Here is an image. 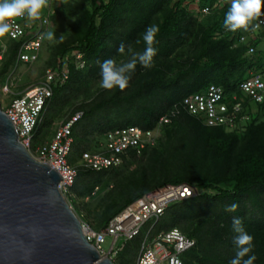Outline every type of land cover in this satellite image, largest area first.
Returning a JSON list of instances; mask_svg holds the SVG:
<instances>
[{
    "label": "rangeland",
    "instance_id": "374dc122",
    "mask_svg": "<svg viewBox=\"0 0 264 264\" xmlns=\"http://www.w3.org/2000/svg\"><path fill=\"white\" fill-rule=\"evenodd\" d=\"M168 1L170 8L180 3L181 8L185 6L191 12L196 22L194 24L198 28L197 32L206 29L211 19L201 13L198 1ZM219 2L217 9L224 4ZM106 3L107 0H53L41 12L44 14L46 10H49L48 27L45 30L38 60L33 64L21 63L17 55H10L8 51L11 42L4 37L0 38V49L4 51L0 58V104L3 110L7 108L13 97L45 80L46 72L54 70L59 64L62 51L77 46V42L83 37L86 30L84 23L86 12H93ZM116 6L118 15L114 20L106 17L107 11H101L103 15L97 20L98 23L112 21L106 25L109 33L104 38L110 45L109 49L105 52H94L89 60H86L84 71L77 74L49 106L45 114L44 125L39 132L37 143H48L67 120L77 112H84L85 119L76 129L77 147L72 159L75 166L80 164L75 154L86 148L94 149L107 130L131 121L144 124L143 118L154 117L156 113L162 111L165 106L164 96L171 92L170 88L149 87L143 91L139 89L145 82L147 84L152 81L167 83L176 78L179 69L184 67L186 59L184 53L188 52V46L184 48V44L177 43L167 52L166 56L156 54L151 67L144 68L138 63L135 72L131 74L128 87L123 91L118 88L104 89L100 84L98 62L113 59L117 65H120L130 59L128 46H131L133 52H143L145 48L140 30V25L143 26L144 23L137 21V11L128 8L122 1ZM149 11L151 9L145 13ZM119 15L121 17H118ZM130 30L132 33L129 34ZM49 31L54 33L52 40L46 37ZM173 40L177 41L178 38L173 37ZM121 43L126 46L125 54L117 52ZM259 48L264 49V42ZM150 110L153 114L149 116L148 111ZM253 125L255 127L250 135L231 143L230 154L218 160L215 150L206 147L207 133L204 127L183 122L179 129L174 130L171 137H167L166 134L161 135L162 140L158 149L149 150L141 156L131 155L124 158L121 166L106 172L83 174L78 180L76 189L72 190L68 204L81 222L94 229H99L102 228L103 222L126 200L136 196L144 188L155 187L165 179L200 177L205 182L224 180V187L231 189L232 183L229 178L235 174L237 159L248 154H257L258 149L264 146V108L255 109ZM198 194L200 196L195 202L185 207L181 206L182 210L176 223L171 220L161 221L157 229L171 227L174 224L184 231L188 228L193 230L199 226L210 232L215 231L219 226L224 229L222 223L224 218L220 216L224 199H219L218 192L214 190L201 189L197 192ZM176 205H170L173 212L178 210ZM224 232L225 239L232 234L231 230ZM111 242L112 238L108 237L103 245L104 251H109ZM121 245L119 241L117 248ZM138 246L137 241L127 244L126 255H123L127 264L136 263L137 255L133 257L132 253L135 250L137 252ZM209 246L211 247L209 250L214 254L213 243ZM198 248L200 253L204 254L203 246L198 245ZM114 260L116 264H122L117 257L113 259V262ZM199 264L213 263L208 260L207 263L200 262Z\"/></svg>",
    "mask_w": 264,
    "mask_h": 264
},
{
    "label": "trees",
    "instance_id": "16d2710c",
    "mask_svg": "<svg viewBox=\"0 0 264 264\" xmlns=\"http://www.w3.org/2000/svg\"><path fill=\"white\" fill-rule=\"evenodd\" d=\"M120 1L124 2L128 8H133L135 12L137 11V21L144 23L143 26L139 24L142 34L144 33L146 27L151 24L159 26L160 31L156 36V43L154 44L158 55L166 56L167 52L177 43L180 45L184 44V48L185 46H188L189 54L188 52L187 54L184 53V56L186 57L184 60V67L179 69V74L176 78H173L167 83L152 81L147 84L145 82L139 89V91H143L149 87H167L171 89V92H168L164 96L165 106H163L164 108L161 112L156 113V116L154 117L146 116L143 118L142 122H144V124L147 123V125L131 121L124 125L113 127L104 133L102 140L108 132L124 127L137 126L144 129L154 128L159 119L169 114L170 111L175 106L179 105L185 97L191 94L204 93L211 85L222 87L227 96L236 94L238 93L239 85L243 81L249 79L254 74L264 72V49L259 48L264 42V29L260 35H258L254 40H251L250 43L253 47H255L256 51L254 54L250 55L248 53V45L240 42V38L248 35L250 30H238L236 32H231L226 30L223 26L224 15L230 8L231 0H193L198 1L201 13L211 19L206 29L202 32H197L198 28L196 27V24H194L196 22L193 20L191 12L185 6L184 8H181L180 3H176L173 8H170L168 0H107L106 4L95 9L93 12H86L84 20L86 30L83 37L77 42V46H73L62 51L59 62L68 58L66 63L69 64L70 80L65 85L54 88V95L49 102V106L55 100L57 95L67 88L75 76L84 71L83 69H77L75 66L74 54H82L86 66V60H89V57L92 56L94 52L100 53L109 49L110 45L106 42V40H104V38L107 37L109 33L106 25L112 21H102L101 23H98L97 20L103 15L101 14V11H107L108 14H105L106 17L109 20H114L118 15L116 13V5ZM219 1L224 4L220 9H217L216 7L220 3ZM150 9L151 11L145 13ZM204 9H208L209 12L204 13ZM118 17H121V15ZM261 18H264V14L252 23L255 24ZM128 33L130 34L132 31L130 30ZM173 37L178 38V40H173ZM17 48L18 44L11 42L8 53L10 55H17ZM57 67L58 65H56L54 69ZM245 108L246 111L244 114L249 115V121L246 123L241 132H229L222 127H207L201 121H198L194 117L185 113H182L178 117L174 118L170 124L163 125L161 127V132L164 136L166 134L167 137H171L174 130L177 128L179 129L183 122L202 126L206 131L205 133H207L206 147L215 150L216 158L218 160L222 158L224 159L231 152V143H235V141L241 137L245 138L246 135L249 136L251 131L254 130L255 126L253 125V118L255 109L264 108V103L252 104L246 101ZM152 114L153 112L151 110L148 111L149 116ZM85 116L86 115L83 112L82 119L73 129L74 145L70 163H72L75 148L77 147L76 129L85 119ZM43 125L44 121L35 136V144H38L39 132L42 130ZM161 140L162 138L158 140L155 147L144 151L143 154L149 150L158 149L161 144ZM100 142H98V144H100ZM98 144H96V146ZM91 150L93 149L86 148L75 155H77V158L80 159L83 152ZM235 167V174L229 178L230 183H232L231 189L224 187V180H217V182H205L200 177H190L187 179L183 177H174L163 180L153 188H144V190L136 196L126 200L118 210L114 211L111 216L103 222L102 228H99L98 230L104 229L112 218L147 193L166 185L188 184L193 186L197 192L201 189L217 191L219 195L218 198L224 199L220 209V216L224 218L222 220L224 229L219 226L215 231L213 230L210 232L208 230H203L202 227L199 226L193 230L188 228L184 231L182 228H178L176 224L171 227L167 226V228L157 229L161 221L166 222L171 220L176 223V221H178L179 213L182 210L181 206L184 205L185 207L186 205L195 202L196 198L199 197L200 194L194 198L178 203L176 205L178 207L176 212H173L172 208L169 207L158 223L156 231L178 228L187 237L196 241L195 248L183 256L184 264H199L200 262L207 263L208 260H210L213 264H229V261L235 255L233 245V237L235 233L232 231L233 217H240L243 221L245 230L254 238L253 253L257 257L254 264H264V146L262 145V147L258 149L257 154H248L245 157L238 158ZM95 173L97 172L80 170L72 190L76 189L78 180L83 174L90 175ZM233 203L239 205L238 209L235 212L225 211V209ZM226 230H231L232 234L228 236L229 238L225 239L223 237V233H225L224 231ZM132 241H137L140 246L142 237L140 236ZM129 242L125 244L123 249L117 255V259H120L122 264H127V260L125 261V259H123V255H126L127 244ZM210 243H213L212 249H215L214 254L210 251ZM198 245L203 246L204 254L200 253ZM139 246L137 252L135 250V252L132 253L133 257L138 255Z\"/></svg>",
    "mask_w": 264,
    "mask_h": 264
},
{
    "label": "built area",
    "instance_id": "2783aa9c",
    "mask_svg": "<svg viewBox=\"0 0 264 264\" xmlns=\"http://www.w3.org/2000/svg\"><path fill=\"white\" fill-rule=\"evenodd\" d=\"M53 0H48V5ZM47 5V6H48ZM48 11L39 20L16 18L14 26L4 38L18 44L17 58L24 64L38 60L45 30L48 27ZM208 13V9L203 10ZM255 24L259 27L242 36L240 42L248 45V53L256 49L250 43L264 29V18ZM7 50V49H6ZM4 53L0 49V58ZM77 69L85 68L82 54H74ZM68 58L59 62L56 69L46 72L45 80L23 93L13 97L4 110L18 132L19 140L28 153L38 162L48 164L60 175L58 189L68 200L80 170L103 172L122 165L124 158L141 156L144 151L155 147L160 139L161 127L168 125L182 113L194 117L207 127H222L229 132H241L249 121L245 102L264 103V72L254 74L243 81L238 93L227 96L224 89L211 85L204 93L191 94L175 106L169 114L161 117L152 129L129 126L108 132L93 150L82 153L78 166L70 163L73 151V129L82 119L77 112L67 120L45 144H35V136L43 124L54 88L65 85L70 80ZM197 196L196 189L188 184L166 185L137 199L122 212L112 218L101 230L81 222L86 240L93 245L102 259L112 261L125 244L142 237L135 264H184L183 256L195 248L196 241L187 237L178 228L156 231L157 225L171 204H178ZM112 238L109 251L103 249L106 239ZM121 246L117 248L118 242Z\"/></svg>",
    "mask_w": 264,
    "mask_h": 264
},
{
    "label": "water",
    "instance_id": "95a60500",
    "mask_svg": "<svg viewBox=\"0 0 264 264\" xmlns=\"http://www.w3.org/2000/svg\"><path fill=\"white\" fill-rule=\"evenodd\" d=\"M60 180L28 153L0 104V264H115L86 240Z\"/></svg>",
    "mask_w": 264,
    "mask_h": 264
},
{
    "label": "clouds",
    "instance_id": "9594fccd",
    "mask_svg": "<svg viewBox=\"0 0 264 264\" xmlns=\"http://www.w3.org/2000/svg\"><path fill=\"white\" fill-rule=\"evenodd\" d=\"M48 5V0H0V38L9 34L14 26L16 18L26 17L28 20H39L42 10ZM264 14V0H231V5L224 15L223 26L226 30L236 32L238 30L255 31L258 24L252 22ZM160 29L157 25H149L142 34L145 44L143 52H133L131 46H128L130 59L117 65L113 59H105L98 62L100 66V84L106 90L118 88L123 91L128 87L131 74L135 72L137 64L144 68H149L153 64V58L157 54L154 47L156 36ZM49 40L54 39V33H46ZM139 42V41H138ZM126 46L121 43L117 52L125 54ZM239 205L233 203L225 211L235 212ZM232 231L233 245L235 249L234 257L229 264H254L257 257L253 253V236L250 235L243 225L240 217H233ZM179 264V261H177Z\"/></svg>",
    "mask_w": 264,
    "mask_h": 264
}]
</instances>
